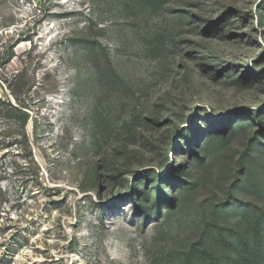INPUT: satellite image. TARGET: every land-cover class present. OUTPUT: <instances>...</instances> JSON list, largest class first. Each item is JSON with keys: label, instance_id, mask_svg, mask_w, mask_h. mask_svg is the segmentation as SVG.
<instances>
[{"label": "rangeland", "instance_id": "rangeland-1", "mask_svg": "<svg viewBox=\"0 0 264 264\" xmlns=\"http://www.w3.org/2000/svg\"><path fill=\"white\" fill-rule=\"evenodd\" d=\"M249 218L264 0H0V264H241Z\"/></svg>", "mask_w": 264, "mask_h": 264}, {"label": "trees", "instance_id": "trees-1", "mask_svg": "<svg viewBox=\"0 0 264 264\" xmlns=\"http://www.w3.org/2000/svg\"><path fill=\"white\" fill-rule=\"evenodd\" d=\"M11 115L19 119L23 125L28 122V115L20 109L11 108ZM263 224V225H262ZM232 232V231H231ZM240 245L241 264H264V223L257 222L254 218L247 221V229L238 235L233 232Z\"/></svg>", "mask_w": 264, "mask_h": 264}]
</instances>
